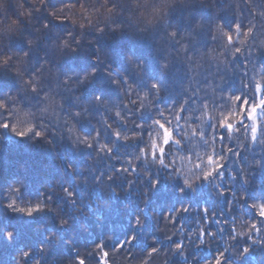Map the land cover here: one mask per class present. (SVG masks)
<instances>
[{
    "label": "clouds",
    "instance_id": "9594fccd",
    "mask_svg": "<svg viewBox=\"0 0 264 264\" xmlns=\"http://www.w3.org/2000/svg\"><path fill=\"white\" fill-rule=\"evenodd\" d=\"M27 2L30 7L24 0H0V78L13 84L0 93V134L8 133L54 156L58 174L36 194L28 191V181L22 177L2 189V215L27 222L43 218L51 226L39 228L47 243L37 250L20 251L16 264H77L78 259L86 264H170L177 254L187 256L188 249L180 252L178 243L163 247L158 235L151 236L149 243L154 246L146 252L137 251L135 245L142 242L149 225L150 231L158 228L163 241L171 242L178 232L183 235V228L168 227V211L163 213L164 226H158L160 210L153 203L162 182L180 196L209 185L201 186L209 170L204 151L196 152L200 159L193 155L201 143L209 153L215 152L217 164L225 161L226 173L242 174L237 166L241 161L228 155L229 144L239 147L251 187L259 185L255 178L264 175L259 167L264 156L259 155V146L253 152L244 143L250 130L256 135L257 123L264 126V112L254 123L243 107L248 104L251 110L261 102L264 0H73L56 6L50 0ZM10 5L18 15L9 13ZM181 15L185 22L178 24L174 18ZM125 37L151 45L158 79L149 77L142 58L129 55L123 64L113 61L110 46ZM77 58L87 60L88 67L66 70L64 65ZM177 74L186 83L169 98L161 81ZM101 76L113 94L86 97L85 90ZM187 100L203 109L197 116L201 122L192 123V105H186ZM186 106L189 111L181 121L180 111ZM237 111L241 119L236 118ZM229 115L236 132L242 133L236 142L223 127ZM85 124L93 130L86 131ZM162 125L167 128L160 137ZM173 130L175 136H170ZM228 178L232 180L231 175ZM233 183L227 208L235 200V217L230 214L224 221L234 232L225 234L223 251L243 260L253 246L264 242V219L242 203L245 195L251 201L248 187ZM97 193L136 197L133 231L118 243L110 235L97 236L81 247L64 240L72 255L57 259L52 255L60 244L55 229H71L85 213L80 196L90 199ZM173 214L175 219L178 213ZM216 224L226 233L220 220ZM255 224L259 229H254ZM4 236L11 243L16 232L5 231ZM207 240L211 247L212 236ZM227 264L233 261L227 259Z\"/></svg>",
    "mask_w": 264,
    "mask_h": 264
},
{
    "label": "trees",
    "instance_id": "16d2710c",
    "mask_svg": "<svg viewBox=\"0 0 264 264\" xmlns=\"http://www.w3.org/2000/svg\"><path fill=\"white\" fill-rule=\"evenodd\" d=\"M66 2H73V0H50L53 6ZM24 3L28 7L31 6L27 0H24ZM8 11L11 14L18 15L15 7L11 5ZM204 14L206 15V13ZM174 19L178 24L185 22L182 15ZM16 47L22 49L23 45H17ZM110 50L111 57L116 63L123 64L129 55L144 59L149 77L159 78L158 66L154 59L155 53L151 45L125 37L123 40L111 45ZM64 67L69 71L84 70L88 67V62L85 59L77 58L66 63ZM161 82L167 89L169 98H174L178 90L186 83L180 74ZM12 86L10 80L6 81L0 78V93L5 88ZM233 88L235 90L238 85L234 84ZM96 93L113 94L107 79L103 76L98 77L97 83L85 90L86 97ZM84 127L88 132L93 130L90 125L85 124ZM57 174L58 166L54 156L43 151L40 147L18 140L8 133L0 134V195H2V189L7 183L21 177L28 181V191L36 194L42 184L54 182ZM228 179L225 181V185ZM255 180L257 184L264 185V175L257 176ZM238 186L244 187L242 183H239ZM246 190L249 192L251 200L264 196V187H251ZM80 199L85 202V213L77 218L71 229H55L60 236V244L54 247L52 255L57 259L61 256L68 257L72 255L71 247L64 244V240H72L76 246L81 247L91 244L97 236L110 235L118 243L119 239L126 238L133 231L134 217L137 215L136 197L134 195H129L127 198L123 196L109 198L104 196L103 193H97L90 199H85L81 195ZM228 199L230 197L217 200L212 187L209 185L201 187L195 194L188 193L185 196H180L172 190L170 185L162 182L159 191L155 194L153 203V208L160 210V218L157 221L159 227L164 226V212L171 211L175 213L177 207L184 204H190L192 209L207 206L212 212L224 213L222 217L217 215L216 219H213L211 225L208 226V230L216 231L217 236L212 237L214 243L211 247L197 246L198 237L190 235L194 232L200 219V213L195 212L194 214L179 216V223H183L187 231H184L183 235L178 232L171 242L163 241V234L159 233L158 228L150 231L151 226L146 227L142 242L135 245L137 251L142 249L146 252L148 247L154 246L149 243V240L152 235H158L161 237L163 247H170L171 243L183 241L184 247L188 249L187 259H182L177 254L172 258L170 264H189V262L191 264H205L206 261H211L216 253L223 251L225 234H230L228 226L223 225L226 233L221 234L219 231L221 225L216 224V220L229 218L230 213L226 211ZM41 225L51 227L47 225L46 220L43 218H37L34 222H27L20 218L4 216L2 210H0V264H16V256L20 251L28 247L37 250L41 243H47L43 234L39 231ZM168 227L174 230L172 225H168ZM9 230H15L16 232V236L11 243L4 236V232ZM138 235L140 234L138 233ZM227 259L233 261V264H264V247L253 246L251 254L243 260H236L230 253L227 255Z\"/></svg>",
    "mask_w": 264,
    "mask_h": 264
},
{
    "label": "snow or ice",
    "instance_id": "6c2138e0",
    "mask_svg": "<svg viewBox=\"0 0 264 264\" xmlns=\"http://www.w3.org/2000/svg\"><path fill=\"white\" fill-rule=\"evenodd\" d=\"M228 39L231 41V37H228ZM156 87L159 88L160 85L157 84ZM260 93H261V102L258 107H253L251 110L249 109L248 104H244V107H243L244 114L249 115L250 119L254 123L258 120L259 115L262 112H264V84L260 86ZM239 99H240V102L243 103V97L241 96ZM185 103L186 105H192V123L196 124L198 122H201L197 120V116L200 115L203 109L197 108L195 105H193L192 100H187ZM188 111L189 109L187 106L183 110L180 111L181 121L184 120V117L188 113ZM236 118L241 119L239 111L236 112ZM232 119L233 117L231 115L227 116L223 121V127L225 131H229V130L231 131L234 137V142H236L235 138L241 136L242 133L236 132L237 125H233ZM210 122L211 121L209 120V123ZM166 128H167V125L158 126L160 137H163L164 131L166 130ZM197 132H199V128L197 129ZM20 135L22 136L23 133H21ZM170 136H175L174 130L170 133ZM227 139L228 138L226 136H221V140H227ZM155 142L159 143V139H157ZM170 143H171V140H169V144ZM249 145H251L253 152H255L257 147L259 146V149H260L259 155L264 156V126H260L258 123L256 124V135L255 136L252 135L251 130L249 131V134L244 143V148L245 149L248 148ZM228 147L229 149H232L231 151L228 152L229 157L231 158L235 156L237 160L241 161V163L237 166L240 167V171L242 174H237L235 173V171H233L232 173L224 172V168L226 167L225 161L223 159H220L219 164H217L216 162L217 156L215 152L209 153L208 151H206L207 146L203 145L202 143L193 152V155L197 159H200V157L196 155V152L204 151L203 159L207 162V166L209 170L202 177L201 186H203L204 183H208L212 187V190L214 194L216 195L217 200L225 198V197H232L234 195V192H233L234 183L233 182H235V184L243 183L245 187H248V188L252 186V180L248 177L247 173L245 172L243 168L242 158L244 156V152L239 147L233 149L232 144H229ZM209 155L211 156V159H208ZM203 166L204 165L201 164V167ZM252 166L256 167L255 161L252 162ZM259 167L264 168V159L260 160ZM118 171H123V169L122 168L118 169ZM129 171H132V169H129ZM229 175L232 176V180L228 181L227 184L225 185V181L227 180ZM254 175L255 173H253V176ZM213 181H215L214 185H213ZM257 187L258 188L264 187V185H257ZM181 191L183 192V190ZM238 191H243V189H239ZM236 199H239L238 194L236 195ZM242 203H248L249 207L252 208V211L255 214H257V216L260 219H264V196H261L258 199L249 201V198L247 197V195H245ZM226 211H228L233 217H235V200L232 201V207L227 208ZM176 212L178 213V215H176L175 219H173V215H174L173 212L168 211L166 213L167 219L170 221V225H172L174 229L183 228L185 231H187V229L185 228L183 223H179V216L186 215V214H194L195 212L200 213V219L198 220L199 223L197 224L193 232L194 235L198 237V241H201V240L204 241V243H198V247L209 246L207 237L211 235L213 238H215L217 236V232L216 231L210 232L208 230V226L211 225L213 219H216L217 215L222 217L223 216L222 212H219V213L212 212L210 208L207 206L197 208V209H192L190 204L186 206H183V205L178 206L176 209ZM241 214H243V209H241ZM243 215H244V219L247 220L246 214H243ZM220 223L225 226H228L227 222L224 220H220ZM177 225L179 226L177 227ZM204 225H207V227H203ZM253 227L254 229H259L258 224H255ZM231 232H234V229H231L230 234ZM220 233L222 234V229ZM260 246L264 247V242H261ZM177 247L180 252H183L184 250L183 241L178 243ZM241 251H244V250L241 249ZM250 254H251V250H249L246 253V255H250ZM227 255L228 253L226 251L218 252L215 254L214 258L211 261H206L205 264H227ZM222 256H223V259L221 258ZM187 258L188 257L186 255L182 257V259H187ZM77 264H86V262L78 259Z\"/></svg>",
    "mask_w": 264,
    "mask_h": 264
}]
</instances>
